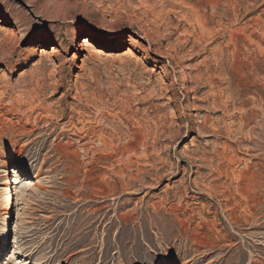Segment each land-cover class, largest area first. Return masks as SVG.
<instances>
[{"label": "rangeland", "instance_id": "obj_1", "mask_svg": "<svg viewBox=\"0 0 264 264\" xmlns=\"http://www.w3.org/2000/svg\"><path fill=\"white\" fill-rule=\"evenodd\" d=\"M6 262L264 264V0H0Z\"/></svg>", "mask_w": 264, "mask_h": 264}, {"label": "bare ground", "instance_id": "obj_2", "mask_svg": "<svg viewBox=\"0 0 264 264\" xmlns=\"http://www.w3.org/2000/svg\"><path fill=\"white\" fill-rule=\"evenodd\" d=\"M5 16H8L7 14L6 15H4V17ZM86 40H84V43H86V44H84L85 45V47H89L90 46V44H88L87 42H85ZM5 177V176H4ZM6 178V177H5ZM15 182H16V179H15ZM4 183H6V182H4ZM16 189H17V184L15 185V191H16ZM11 199V198H10ZM13 242L15 243V244H17V242H16V240L14 239L13 240ZM5 264H9L8 262H6Z\"/></svg>", "mask_w": 264, "mask_h": 264}]
</instances>
